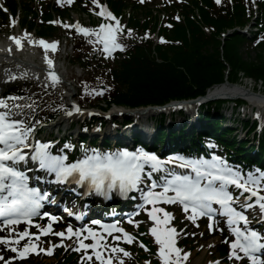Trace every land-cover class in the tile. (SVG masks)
Instances as JSON below:
<instances>
[{
  "label": "snow or ice",
  "instance_id": "6c2138e0",
  "mask_svg": "<svg viewBox=\"0 0 264 264\" xmlns=\"http://www.w3.org/2000/svg\"><path fill=\"white\" fill-rule=\"evenodd\" d=\"M69 3L72 0H68ZM98 0H93L97 3ZM219 2V0H218ZM0 7H3L0 5ZM100 15L105 14L112 19H116L111 11H107L105 6H101ZM7 11V9H5ZM15 24V20L12 21ZM119 22L117 27L113 28L111 24L101 23L98 28L90 29L83 27L81 30L84 33L96 32L97 36L103 33L102 39L105 51H109V43L112 47H123V45L116 42V32L119 31ZM77 27H80L77 22ZM18 45L22 46L21 38L13 35L11 37ZM40 44L45 45L46 48L55 49L58 41L48 42L44 39L40 40ZM51 65L53 61L48 60ZM53 80H59V76L55 71L50 72ZM87 90V89H86ZM5 101L0 99V105H4ZM77 112L80 110L79 106L75 109ZM71 115V112L68 113ZM31 133V128L24 125L23 121L9 119L6 112H0V226L8 224H16L25 220L29 225L33 223L32 217L39 215V209L42 207L40 201L42 199L39 189L29 187L28 178L24 171L19 170L17 167L18 162L30 158L37 161L39 167L47 169L49 172L55 173L56 181L62 182L69 180V178L76 181L77 184H82L85 181L89 182L88 192L93 189L98 194H102L110 198L111 191L117 189L121 194L127 193L131 189L137 188L144 180V173L152 176L153 171L163 169L168 175L161 177L159 187L162 191L155 192L152 189L158 186L157 181L153 180L151 188L144 194L146 203L155 205L156 198L166 199L169 203L180 201L184 205V210L187 211L189 207L192 211L199 212L200 215L212 214V202L217 201L222 205L223 212L228 216V223L230 225L239 224L243 221L248 224L249 220L244 211L238 210L233 206V194L228 190V186L234 184L238 189L246 191L252 196L256 197L254 201L258 204L261 212L264 213V193L260 191L262 182H264V171H261L259 176H254L252 172L247 173L245 176L242 171L236 169L234 166L219 156L213 154L211 159L204 157L185 156L183 154H175L167 158L159 157L155 152H150L140 147L135 150L128 148L117 149L116 151L101 152L95 148H83L85 155L82 158L76 159L72 162L68 160L67 154L55 155L51 152V141L39 142L37 145H27L34 149L29 154L22 150L21 146L26 145L27 136ZM72 147L71 144L68 145ZM90 153V154H89ZM180 163L181 168H191V173L180 174L166 167L171 163ZM194 173V175H193ZM219 182V183H218ZM251 183L252 187H249ZM172 190L175 195L168 196L167 193ZM86 195L88 193H85ZM252 203H245L244 208H251ZM150 212V218L159 222L158 212H163L165 216H170L163 208L152 207L146 209ZM43 216H50L48 212H44ZM195 219V216L191 217ZM52 220L57 217L51 216ZM94 224H101L97 220ZM43 234L52 231V224L49 223L47 227L39 226ZM105 230L115 228V225L105 224ZM88 233L91 235L94 243H85L83 239H78L81 249H84V255L91 260L92 254L88 253L87 249H94L95 258L100 261V264H113L112 256H105L103 249L108 247L112 252H120L125 256L131 255L126 249L119 246L104 245L101 241L104 237L97 233L92 227L87 228ZM117 231L124 233L123 239L131 243L134 237L127 233L125 229L119 228ZM232 231L235 233V239L231 241V257L243 259L249 257L251 264H264V254L257 255L258 249H264V236L259 231L253 228H240L233 227ZM151 232L156 237L161 245L159 254L162 257L164 264H169L171 253L177 254L176 264H181L179 254L181 250L175 247L174 233L175 229H164L153 226ZM59 237L73 236L79 238L83 235V229H74L69 224L66 230H61L54 233ZM39 234L30 233L28 229L15 236H0V242L7 243L14 251L19 252L20 258L26 257L29 253L45 251L52 254V247L40 249L38 245L31 240V236ZM24 237H29L28 242H25L22 247H16ZM116 240H120L121 236H115ZM60 244H64V240H60ZM239 249L244 253L240 256ZM80 250V249H77ZM189 253H184L183 258L187 259ZM2 259V257H0ZM15 259V257H13ZM83 259V258H82ZM123 264V261H120ZM211 264H218V262H211Z\"/></svg>",
  "mask_w": 264,
  "mask_h": 264
},
{
  "label": "trees",
  "instance_id": "16d2710c",
  "mask_svg": "<svg viewBox=\"0 0 264 264\" xmlns=\"http://www.w3.org/2000/svg\"><path fill=\"white\" fill-rule=\"evenodd\" d=\"M202 17L206 24L215 27L213 34H206L193 20L188 18L187 26L178 25L171 39L183 41L184 45L175 48L173 45L156 46L157 52L164 60L157 64L150 52L152 43L141 46L139 57L128 61L121 73L129 74L126 79L129 86L139 91L140 81L149 76L155 79L141 94V96H154L159 90L163 95L156 99H167L170 96H191L204 92L205 88L214 82H222L226 77L231 81H238L240 72L262 81L264 86V44L256 61H245L238 54V46L243 43V35L233 32L223 47H218L217 33L228 27L245 24L249 18L242 1L235 5H227L215 13H208L201 8ZM216 42V44H215ZM212 45V46H211ZM171 54L173 56H171ZM133 103V101L129 102ZM190 135V134H189ZM264 149V137L261 141Z\"/></svg>",
  "mask_w": 264,
  "mask_h": 264
},
{
  "label": "rangeland",
  "instance_id": "374dc122",
  "mask_svg": "<svg viewBox=\"0 0 264 264\" xmlns=\"http://www.w3.org/2000/svg\"><path fill=\"white\" fill-rule=\"evenodd\" d=\"M164 1L165 0H156L154 2V4L157 5V4L163 3ZM170 1H172V0H170ZM75 12H78V14H80L79 11L75 10ZM75 12H73V14H76ZM252 25H254V22H253ZM171 35H173V34H171ZM65 42L66 41L64 40L63 43H65ZM25 49H26V51H25L24 55L22 54V58L23 59L28 60L29 62H32V63L36 62V60H34L35 58H37V61L41 60V58H43V60H41V61H47L46 57H45L46 56L45 53L37 51L35 49V47H34V44H27ZM61 50L64 51V46H63V48ZM68 51H69V48L64 53L61 52V54L64 55ZM243 56L245 58H249L250 57V59L253 61L254 59H256V51L252 50L251 52H245V54H243ZM49 58L51 59V57H49ZM51 60L53 62L56 61V60H53V58ZM62 65H64V69L66 68L65 67L66 65L69 68V64L67 62L64 63V61L61 60L60 61V66H62ZM73 72H74V74H75V72L79 74V72H81V69L76 68L75 70H73ZM67 73L69 74V70H67ZM244 74H246V73L242 72V78L240 79V82L243 84V87H245L248 91L253 89V91H255V92L249 91L253 95L264 96V89L260 85H258V82L257 81L254 82L253 79H248L246 77L247 75L245 76ZM242 111H243V108L241 110V114H239L240 115L239 119H248V118H251V117L252 118L256 117V116H254V114L250 115V117H249V115H246V113L244 111L243 112ZM247 111L250 112L251 108L248 107ZM226 113H227V115H230L231 114V109H228ZM152 117H154V116H152ZM152 117H148V119H152ZM258 118L260 119V122L264 123V118H261V117H258ZM182 121H183V118H178V120H177L178 125H180V123ZM152 122H154V121H152ZM239 123H240V125L243 124L241 122V120H239ZM255 131L259 132V133L264 132L263 125L261 127L259 126V128L258 127L255 128ZM245 135H246V130L244 132L240 133V137H244ZM192 230L194 232L193 233V237L195 238V241H194L195 247L190 249V253L189 254H190L191 263L193 264V262L196 261L199 264H209V262L218 255V252H216V245H215L216 241L206 240L205 237H204V233L205 232L203 231V229H200V230L196 229L195 230L193 228Z\"/></svg>",
  "mask_w": 264,
  "mask_h": 264
},
{
  "label": "bare ground",
  "instance_id": "6f19581e",
  "mask_svg": "<svg viewBox=\"0 0 264 264\" xmlns=\"http://www.w3.org/2000/svg\"><path fill=\"white\" fill-rule=\"evenodd\" d=\"M10 47L7 48L6 50H2L0 49V79L2 77V71H5V72H9L10 70L12 69H15L19 64L20 66L22 67H25L27 68V71L28 73H31V74H35L37 76H39V83H44V73H42L41 69L37 66H35L33 63H28V62H25V61H21L19 62L16 58V56L12 55V60H11V57L10 55L8 54V51H10ZM13 51V50H12ZM245 87L243 86H236V85H231V86H227L225 84L223 85H219L217 87H214L212 88L211 90L208 91V95L210 96H213V95H216V94H223V95H226V96H234L238 93H240L241 95H244L245 97H251V99H253L254 97L252 96H248L250 95V92L251 90H247ZM259 100H256L257 98H254L256 103L255 104H258V105H261L263 108H264V96H258ZM249 98V100H251ZM261 106H259L261 108ZM154 111L153 110H149L147 112H144V113H141L142 115L144 114H150V113H153ZM139 123H142L140 121H137L135 122L134 125H138ZM65 124V120H59L57 122V125L58 126H63ZM149 127H143L141 129H148ZM111 130L112 132H114L112 129H109ZM120 136L119 137H123L125 141H131L133 140L135 137L133 136L134 134L132 133H125V132H122L120 131ZM145 135H148V134H145Z\"/></svg>",
  "mask_w": 264,
  "mask_h": 264
}]
</instances>
